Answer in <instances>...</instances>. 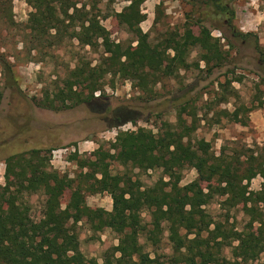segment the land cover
Instances as JSON below:
<instances>
[{"label":"trees","instance_id":"16d2710c","mask_svg":"<svg viewBox=\"0 0 264 264\" xmlns=\"http://www.w3.org/2000/svg\"><path fill=\"white\" fill-rule=\"evenodd\" d=\"M13 1L0 0V7ZM26 1L33 9L30 28L36 40L52 29L57 37L71 30V38L81 46L95 51L100 47L105 49L96 65L80 60L51 92L33 98L38 107L53 111L100 102L101 96L95 93L103 90L108 76L130 80L146 100H152L155 87L163 80L178 77L182 70H200L201 63L210 75L228 62L225 47L232 46L231 38L246 42L254 36L235 28L232 22L236 12L225 0H189L201 17L195 20L187 14V25L165 33L156 42L141 28L146 19L142 6L147 0H123L129 4L116 15L119 23L136 38V44L127 47L106 38V29L99 19L101 0H86L81 6L74 0ZM210 10L228 20L231 38L223 37L226 44L203 24ZM194 25L199 27L198 34L193 31ZM254 42L256 51L264 55L257 36ZM195 49L199 59L190 62ZM3 95L0 86V104ZM179 108L177 123L165 124L158 133L142 127L121 131L111 145L112 150L99 148L86 158L75 152L71 160L82 170L75 179L52 169L49 156L52 149H33L9 156L5 160L8 181L0 184V264L256 262L264 254V147L236 150L232 154L223 148L217 155L209 144L193 142L196 122L187 125L183 117L186 108ZM125 109L114 111L117 120L136 123L138 118L129 116ZM252 110L242 104L232 113H223L231 122L246 126ZM114 161L140 171L161 169L169 180L162 178L142 189L139 180H134L131 174H113ZM187 167L196 170L197 178L182 185ZM258 176L263 179L261 188L252 190L250 185ZM69 190L72 198L63 208L62 201ZM103 193L111 196L112 211L88 206L87 194ZM34 195L44 197L38 220L32 216L30 198ZM217 198L222 199L223 209L227 211L242 208L248 219L244 228L231 227L229 219H214L207 207ZM144 212L150 215L148 223ZM83 224L92 233V241L99 240L105 230L118 235V245L105 252L101 263L87 258L81 249L79 230ZM165 233L171 249L162 261L158 250ZM228 248L230 257L225 252Z\"/></svg>","mask_w":264,"mask_h":264},{"label":"rangeland","instance_id":"374dc122","mask_svg":"<svg viewBox=\"0 0 264 264\" xmlns=\"http://www.w3.org/2000/svg\"><path fill=\"white\" fill-rule=\"evenodd\" d=\"M74 1L81 6L86 0ZM225 1L236 12L232 22L235 28L254 36L246 42L231 38L227 18L210 10L203 24L214 37L222 39V44L227 43L223 37L231 38L232 46L225 47L229 53L228 62L222 68L210 75L204 69V63H201L200 70H182L178 77L159 83L152 100H146L130 80L108 76L103 90L95 93V96H101L100 102L83 103L63 111L38 107L33 98L39 99L51 92L54 85L66 78L80 60L96 65L105 49L100 47L95 51L81 46L71 38V30L66 34L61 32L57 37V32L52 29L36 40L30 28L33 9L26 0H14L12 4L0 7V86L4 94L0 104V184L5 185L8 181L5 160L13 154L33 149H52L49 154L52 169L75 179L82 172L71 160L75 152L86 158L99 148L112 150L111 145L121 131L142 127L158 133L165 124L177 123L180 106L186 108L183 117L187 125L196 122L193 142L209 144L217 155L223 148L232 154L236 150L244 152L264 147V55L256 51L254 42L257 36L259 45L264 49V0ZM128 4L123 0H101L100 3L99 19L106 29V38L123 47L136 44L135 35L119 23L116 15ZM142 12L146 14V19L141 28L149 32L155 42L165 33L181 30L187 25V14L195 20L201 17V12H197L189 0H147ZM192 28L195 34L199 33L198 26ZM198 55V49H195L189 61H197ZM242 104L253 108L246 126L231 122L223 113H232ZM118 109L128 111L129 116L138 118L137 122L117 120L114 111ZM111 169L113 174H131L134 180H139L142 189L153 186L162 178L169 180L161 169L140 171L125 168L115 161ZM196 178V170L187 167L180 184L187 185ZM262 182L260 176L256 177L250 185L251 189L259 190ZM71 198L72 191L69 190L62 201L63 208ZM86 200L91 208L113 209V200L107 193L87 194ZM43 202L44 197L39 195L30 198L32 216L36 220L41 216ZM207 210L216 221L229 219V225L237 230L244 228L248 220L241 207L230 211L223 209L221 198L213 201ZM143 217L146 223L150 221L148 212H144ZM79 231L83 253L99 263L103 261L105 252L119 243L118 235L111 230L101 233L97 241L90 239L92 233L87 225H80ZM167 235L165 233L162 247L158 250L162 261L171 249ZM230 250L225 251L228 257ZM148 251L153 252L151 248ZM151 255L155 257L153 253ZM250 264H264V254Z\"/></svg>","mask_w":264,"mask_h":264}]
</instances>
